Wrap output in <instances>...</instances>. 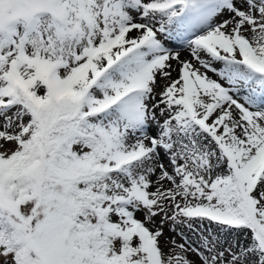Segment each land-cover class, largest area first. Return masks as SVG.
I'll list each match as a JSON object with an SVG mask.
<instances>
[{
  "label": "snow or ice",
  "instance_id": "obj_1",
  "mask_svg": "<svg viewBox=\"0 0 264 264\" xmlns=\"http://www.w3.org/2000/svg\"><path fill=\"white\" fill-rule=\"evenodd\" d=\"M0 264H264V0H0Z\"/></svg>",
  "mask_w": 264,
  "mask_h": 264
},
{
  "label": "rangeland",
  "instance_id": "obj_2",
  "mask_svg": "<svg viewBox=\"0 0 264 264\" xmlns=\"http://www.w3.org/2000/svg\"><path fill=\"white\" fill-rule=\"evenodd\" d=\"M161 39L162 40H165V42H167L168 40H167V38L166 37H164V36H161ZM170 44H169V43ZM166 44H168L169 46H172V47H177V45L174 43V42H172V41H168ZM172 43V44H171ZM222 65H217V67H221ZM173 75H172V77H173V79H175V77L178 75V72H175V75H174V72L172 73ZM161 83H163V82H161ZM160 89H159V87L157 88V91H159ZM137 216H138V218H141V219H143V214L142 213H137ZM157 224H159V217H157ZM165 227V232L167 233L168 232V226L167 225H165L164 226Z\"/></svg>",
  "mask_w": 264,
  "mask_h": 264
},
{
  "label": "bare ground",
  "instance_id": "obj_3",
  "mask_svg": "<svg viewBox=\"0 0 264 264\" xmlns=\"http://www.w3.org/2000/svg\"><path fill=\"white\" fill-rule=\"evenodd\" d=\"M168 42V41H167ZM166 42V43H167ZM169 43V42H168ZM170 44V43H169ZM172 44V43H171ZM181 51V56L182 58H185V59H191V57L189 56V53L188 51L184 50V49H179ZM173 66L174 67H177L176 64H175V61H173ZM199 67V65H197ZM217 66V65H216ZM173 75V74H172ZM174 75H175V72H174ZM209 75L212 76L214 79H220L218 76H215L213 75L211 72H209ZM176 78V77H175ZM221 83H225L223 80H221Z\"/></svg>",
  "mask_w": 264,
  "mask_h": 264
}]
</instances>
